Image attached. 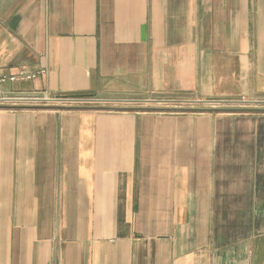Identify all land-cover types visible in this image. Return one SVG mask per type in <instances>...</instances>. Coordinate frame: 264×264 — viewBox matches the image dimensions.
<instances>
[{
  "label": "crops",
  "instance_id": "0c3cea01",
  "mask_svg": "<svg viewBox=\"0 0 264 264\" xmlns=\"http://www.w3.org/2000/svg\"><path fill=\"white\" fill-rule=\"evenodd\" d=\"M3 77L0 264H264V0H0Z\"/></svg>",
  "mask_w": 264,
  "mask_h": 264
},
{
  "label": "built area",
  "instance_id": "2783aa9c",
  "mask_svg": "<svg viewBox=\"0 0 264 264\" xmlns=\"http://www.w3.org/2000/svg\"><path fill=\"white\" fill-rule=\"evenodd\" d=\"M5 79H7V78L3 77V79H0V82H4ZM22 79H30V77L25 75L24 72H20L17 77L8 78V81L15 82V81L22 80ZM91 100L92 99H90V98L86 99V101H91ZM1 101H3V100L0 98V103H1ZM4 101H6V100H4ZM8 101H14V102L16 101V102H23V103L32 102V104L35 103V105H38L39 103L45 102V103H48V104H51V105L56 103V104H62L63 106H67L68 104H70L72 102L77 103V102L84 101V99H79V98H74V97H69V96H62V97L51 98V99L50 98H46L45 101H42L41 98H34V99H31V100L17 99V100H8ZM262 104H264V102Z\"/></svg>",
  "mask_w": 264,
  "mask_h": 264
},
{
  "label": "rangeland",
  "instance_id": "374dc122",
  "mask_svg": "<svg viewBox=\"0 0 264 264\" xmlns=\"http://www.w3.org/2000/svg\"><path fill=\"white\" fill-rule=\"evenodd\" d=\"M263 103V102H262ZM56 104V103H55ZM241 103H238V102H221L219 104L220 106V109H223V110H228V109H241V110H246L247 108L248 109H256V108H264V104H261L260 107H258V104L254 105V104H242V105H239ZM219 106H213V107H218Z\"/></svg>",
  "mask_w": 264,
  "mask_h": 264
},
{
  "label": "water",
  "instance_id": "95a60500",
  "mask_svg": "<svg viewBox=\"0 0 264 264\" xmlns=\"http://www.w3.org/2000/svg\"><path fill=\"white\" fill-rule=\"evenodd\" d=\"M35 108H38V107H35ZM39 108H40V107H39ZM41 108H46V107H41ZM218 111H220V112H225V111H228V110L220 109V110H218Z\"/></svg>",
  "mask_w": 264,
  "mask_h": 264
}]
</instances>
